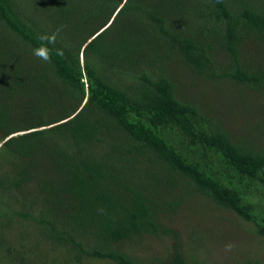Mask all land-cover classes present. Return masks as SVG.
<instances>
[{
	"label": "trees",
	"instance_id": "trees-1",
	"mask_svg": "<svg viewBox=\"0 0 264 264\" xmlns=\"http://www.w3.org/2000/svg\"><path fill=\"white\" fill-rule=\"evenodd\" d=\"M263 96L264 0H0V264H204L217 210L264 237Z\"/></svg>",
	"mask_w": 264,
	"mask_h": 264
},
{
	"label": "rangeland",
	"instance_id": "rangeland-1",
	"mask_svg": "<svg viewBox=\"0 0 264 264\" xmlns=\"http://www.w3.org/2000/svg\"><path fill=\"white\" fill-rule=\"evenodd\" d=\"M222 56L223 55H218V58L221 59ZM199 82L201 85H197L195 88H192L193 95L191 96L195 97V99L200 98L201 93L199 89L202 88L205 90V93L206 90L212 93L213 103L222 108L219 110V115H221L222 120L225 122L228 121V127L235 130L239 129V126H242V122H240V120H236L235 118L233 119L230 114H226L224 112L223 108L228 106L224 98H216V95L212 92L210 86L203 84L200 80ZM229 87L235 88L234 85H230ZM180 88H185V85L182 82L180 83ZM230 88L228 92L234 90ZM258 98L259 102H261L260 107H262L264 105V96ZM207 104L211 105L210 102H207ZM249 110L251 111V117L245 115V118L250 120H254L255 117L258 118V113L254 106H251ZM241 115L244 114L241 113ZM257 120H259V118ZM182 217L183 218L176 221L173 226L180 233L182 240L185 241V232H188L189 229L183 228V224L186 223L187 220L184 219L185 216ZM240 220L241 219L234 213L227 212L225 210H217L214 218L207 222L202 219L200 220V226L210 231L209 241L207 239L204 240V246L202 247L207 250V252L200 255V258L205 261L204 264H234V260H240L242 256L250 258L257 257L259 260L264 259V237L257 235L252 230L251 226L244 222H239ZM195 221V218H193L191 223H195ZM154 243L155 242L151 243V246ZM164 244L165 245L162 249L167 247V243L165 241ZM226 245H232L231 250L226 251Z\"/></svg>",
	"mask_w": 264,
	"mask_h": 264
},
{
	"label": "clouds",
	"instance_id": "clouds-1",
	"mask_svg": "<svg viewBox=\"0 0 264 264\" xmlns=\"http://www.w3.org/2000/svg\"><path fill=\"white\" fill-rule=\"evenodd\" d=\"M59 30L51 33V34H41L38 39L43 43L32 49V54L38 60L43 61L45 63H50L52 60L51 57V49L47 45H54L56 43V36L58 35ZM63 54L61 49H56V55L61 56ZM232 245H226L225 250H231Z\"/></svg>",
	"mask_w": 264,
	"mask_h": 264
}]
</instances>
